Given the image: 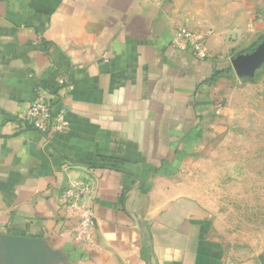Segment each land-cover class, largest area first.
Instances as JSON below:
<instances>
[{
  "label": "crops",
  "instance_id": "0c3cea01",
  "mask_svg": "<svg viewBox=\"0 0 264 264\" xmlns=\"http://www.w3.org/2000/svg\"><path fill=\"white\" fill-rule=\"evenodd\" d=\"M178 28L209 58L176 47ZM263 45L264 0H0V264H264L227 255L191 184L234 62ZM38 91L66 133L24 128ZM83 179L93 249L61 195Z\"/></svg>",
  "mask_w": 264,
  "mask_h": 264
},
{
  "label": "rangeland",
  "instance_id": "374dc122",
  "mask_svg": "<svg viewBox=\"0 0 264 264\" xmlns=\"http://www.w3.org/2000/svg\"><path fill=\"white\" fill-rule=\"evenodd\" d=\"M235 72L229 110L194 152L191 184L213 213V238L238 260L264 257V63Z\"/></svg>",
  "mask_w": 264,
  "mask_h": 264
},
{
  "label": "built area",
  "instance_id": "2783aa9c",
  "mask_svg": "<svg viewBox=\"0 0 264 264\" xmlns=\"http://www.w3.org/2000/svg\"><path fill=\"white\" fill-rule=\"evenodd\" d=\"M173 44L181 49L190 50L200 60H206L210 56L205 36L201 33L178 28L173 37ZM60 84L66 86V80L60 79ZM67 88L72 89V85H67ZM19 118L24 128L28 127L42 133H66L70 126L66 107L61 105L54 111L51 99L41 91H38L24 115ZM91 191L92 182L83 179L69 182L61 193L67 217L76 220L75 238L86 247L94 244L95 215L86 203Z\"/></svg>",
  "mask_w": 264,
  "mask_h": 264
},
{
  "label": "water",
  "instance_id": "95a60500",
  "mask_svg": "<svg viewBox=\"0 0 264 264\" xmlns=\"http://www.w3.org/2000/svg\"><path fill=\"white\" fill-rule=\"evenodd\" d=\"M262 62L264 63V45L250 54L240 56L234 65L239 74H245L253 73Z\"/></svg>",
  "mask_w": 264,
  "mask_h": 264
},
{
  "label": "trees",
  "instance_id": "16d2710c",
  "mask_svg": "<svg viewBox=\"0 0 264 264\" xmlns=\"http://www.w3.org/2000/svg\"><path fill=\"white\" fill-rule=\"evenodd\" d=\"M218 72H219V71H218ZM218 72H217V73H218Z\"/></svg>",
  "mask_w": 264,
  "mask_h": 264
}]
</instances>
